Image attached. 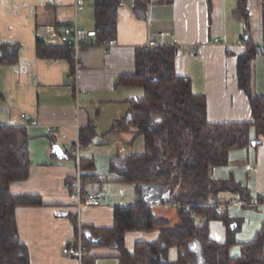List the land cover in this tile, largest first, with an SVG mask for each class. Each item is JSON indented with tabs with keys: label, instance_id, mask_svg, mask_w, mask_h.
Wrapping results in <instances>:
<instances>
[{
	"label": "crops",
	"instance_id": "0c3cea01",
	"mask_svg": "<svg viewBox=\"0 0 264 264\" xmlns=\"http://www.w3.org/2000/svg\"><path fill=\"white\" fill-rule=\"evenodd\" d=\"M237 7V0H212L211 11L208 0H151L146 18L141 19L133 12L132 0H126L118 11L117 43L106 52L95 40L93 0H0V46L19 48L14 65L0 66V126L25 127L30 136L29 177L10 183L9 190L14 195H39L43 202L41 207L16 209L20 241L28 248L31 264H78L63 253L75 241V226L110 229L116 208L137 203L130 185L110 170L112 158L132 154V147L125 145L133 144L134 133L130 129L109 133L128 115L130 101L143 97L142 89L119 88L116 82L120 76L135 74L136 53L149 49L151 41L176 48L177 72L191 79L194 94L205 95L210 123L252 122L249 99L238 84V58L246 51L239 40L245 34L255 44L264 40V0H248L249 30L234 17ZM70 23H77L83 39L75 71L67 59H44L37 54V41L63 46ZM192 47L199 58L189 56ZM251 87L254 94L264 95L263 55L252 63ZM91 124L96 135L80 151L82 190L102 193V205L78 213L74 183L78 169L71 148L80 140L81 129ZM250 137L256 138L254 128ZM228 157V166L215 168L212 178H234L250 190L254 201L264 198V139L258 146L252 143L232 150ZM87 162L93 169H82ZM236 196L219 195L220 208H226L231 218L243 220L231 258L240 256L241 245L252 241L264 223V204L256 209L236 206ZM152 210L158 218L177 222L174 206L157 204ZM209 228L212 240L225 243L226 228L221 222H210ZM158 237L157 231L128 232L126 248L133 253L136 243H154ZM109 256L117 260L118 253L106 248L90 252L93 264H104L103 258ZM170 260H177L175 249Z\"/></svg>",
	"mask_w": 264,
	"mask_h": 264
},
{
	"label": "trees",
	"instance_id": "16d2710c",
	"mask_svg": "<svg viewBox=\"0 0 264 264\" xmlns=\"http://www.w3.org/2000/svg\"><path fill=\"white\" fill-rule=\"evenodd\" d=\"M126 0H93L95 40L99 45L116 40L118 11ZM234 17L250 28L248 0H237ZM151 0H132L134 14L145 19ZM211 11L212 0H208ZM246 51L238 58V84L249 99L252 122L210 123L205 95H196L190 78L181 76L176 68V48L159 46L136 53L134 75L120 76L117 86L140 88L141 99L131 100L128 115L117 121L112 132L130 129L134 137L142 136L143 154L112 158L110 170L126 184L133 185L138 198L130 207L116 208L110 229L81 227L85 246L84 263L93 264V249L109 248L118 253L117 264H264V223L252 241L241 245V254L230 257L238 245L236 235L243 220L229 216L220 208L219 195H239L242 207L256 209L264 198L253 200L248 188L228 180H214L215 168L229 164V152L258 146L264 139V95L254 94L251 67L259 52L252 38L244 36ZM37 54L44 59H67L75 71V62L68 45L49 47L37 41ZM17 46H0V66L18 61ZM71 73L72 76L75 74ZM251 128L256 138L250 137ZM96 132L93 125L80 131L82 146L92 144ZM30 136L25 127L0 126V264H31L26 245L22 244L16 220V209L41 207L39 195H14L12 182L26 181L30 173ZM91 162L82 169H93ZM256 202V204L254 203ZM176 207L177 222L155 216L154 205ZM202 219L203 223H199ZM76 223V219L72 217ZM221 222L226 228L225 243L211 239L209 223ZM76 235L78 227L75 226ZM159 232L154 243L138 242L133 253L126 248L128 232ZM177 251V260H170V251Z\"/></svg>",
	"mask_w": 264,
	"mask_h": 264
},
{
	"label": "built area",
	"instance_id": "2783aa9c",
	"mask_svg": "<svg viewBox=\"0 0 264 264\" xmlns=\"http://www.w3.org/2000/svg\"><path fill=\"white\" fill-rule=\"evenodd\" d=\"M220 40H216V42H219ZM65 43L68 45L72 52V57L75 62L76 69H78L79 62H80V51L83 47V39L81 35L80 28L78 27L77 23H70L67 26L66 29V39ZM116 40H112L107 42L106 44L102 45L104 50L107 52V50L114 45H116ZM239 44L243 45L245 44L244 38H241L239 40ZM259 48V52L261 54H264V40L257 44ZM156 47H159L158 43L155 41H151L148 44L149 49H154ZM189 56L197 59L199 58V53L196 47H192L189 50ZM76 80V72L72 76ZM22 118L25 121L29 120L28 115H22ZM50 131V129H48ZM82 148V144L80 140L74 145V147L71 148V154L76 158L77 163V169L78 173L76 175V178L74 180L75 183V192L77 197V212L80 213L82 209L85 208H98L102 205V193H83L82 190V171H81V160H80V151ZM256 204V202H254ZM236 206H242L241 198L239 195L236 196L235 201ZM78 227V233L76 235L75 241L72 245L67 246L63 249V253L71 257L72 259L76 260L78 264H88L84 263V254H85V246L83 245L82 241V231H81V225L77 224Z\"/></svg>",
	"mask_w": 264,
	"mask_h": 264
},
{
	"label": "rangeland",
	"instance_id": "374dc122",
	"mask_svg": "<svg viewBox=\"0 0 264 264\" xmlns=\"http://www.w3.org/2000/svg\"><path fill=\"white\" fill-rule=\"evenodd\" d=\"M140 93L142 94V92L140 91ZM103 134L104 133H100L99 135L100 136H102L103 137ZM109 134H114L113 132H110ZM135 138V137H134ZM136 140L133 142V144H131V146L129 145H125V147L127 148V147H129V148H131V150H132V154H136L137 155V153H139V152H142L141 154H143L144 153V150H145V145H144V139H143V137L142 136H140V137H137V138H135ZM109 146H111V147H109ZM107 147H109V148H113V147H116L115 145L114 146H112V145H109V144H107ZM130 185V184H129ZM130 187V190L131 191H134V187H133V185H130L129 186ZM135 192V191H134ZM106 249H108V250H110L111 251V249H109V248H106ZM113 251V250H112ZM103 260L104 261H106V262H103L104 264H109V263H115L117 260L115 259V256H109L108 258H106V260L103 258ZM97 261V260H96ZM95 261V262H96ZM108 261V262H107Z\"/></svg>",
	"mask_w": 264,
	"mask_h": 264
}]
</instances>
